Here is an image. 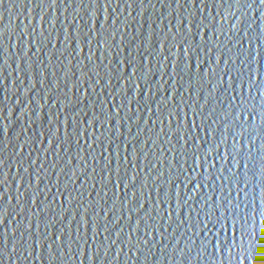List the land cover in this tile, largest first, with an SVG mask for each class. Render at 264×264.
Segmentation results:
<instances>
[{
    "label": "water",
    "instance_id": "water-1",
    "mask_svg": "<svg viewBox=\"0 0 264 264\" xmlns=\"http://www.w3.org/2000/svg\"><path fill=\"white\" fill-rule=\"evenodd\" d=\"M0 264H264V0H0Z\"/></svg>",
    "mask_w": 264,
    "mask_h": 264
}]
</instances>
